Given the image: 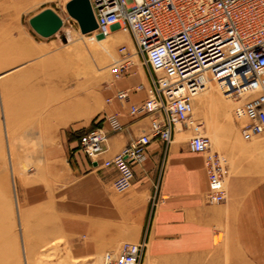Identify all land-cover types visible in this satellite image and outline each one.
I'll use <instances>...</instances> for the list:
<instances>
[{
    "label": "rangeland",
    "instance_id": "rangeland-1",
    "mask_svg": "<svg viewBox=\"0 0 264 264\" xmlns=\"http://www.w3.org/2000/svg\"><path fill=\"white\" fill-rule=\"evenodd\" d=\"M66 2L0 0L1 264H101L107 251L97 256L70 254V245L59 231L57 192L61 184L69 188L71 181L60 165L50 170L42 164L39 144L52 143L56 129L59 135H65L67 143L76 142L84 128L93 126L91 116L100 115L109 93L106 86L112 80L111 65L123 57L118 47L126 45V62L131 60L129 50L133 53V47L129 34L116 27L111 31L119 32L121 39H108L106 51L96 46L97 39L107 36L81 33L77 21L66 11ZM46 8L59 15L63 24L55 34L42 37L28 21ZM135 62L141 65L142 58ZM76 64L84 67L83 73H76ZM207 79L214 85L212 89L204 86L194 98H207L206 104L193 105L194 123L177 125L191 128L187 142L196 134L209 137L211 152L221 155L225 166V188L227 179L236 176L248 180L240 187L243 193L248 186L264 180V134L251 141L242 140L233 108L244 100L228 99L215 79ZM61 92H65L62 95L67 105L77 100L78 107L56 112ZM62 117L65 125H61ZM74 126L81 131H72ZM85 235L78 237L79 244L86 240Z\"/></svg>",
    "mask_w": 264,
    "mask_h": 264
},
{
    "label": "crops",
    "instance_id": "crops-1",
    "mask_svg": "<svg viewBox=\"0 0 264 264\" xmlns=\"http://www.w3.org/2000/svg\"><path fill=\"white\" fill-rule=\"evenodd\" d=\"M130 58L133 61L122 75L112 76L106 86L108 96L100 115L91 116V128H84L76 142L68 143L56 129L52 143L39 144L43 154L37 158L42 164L50 170L60 165L71 181L69 188L61 184L57 192L59 231L70 245V254L97 256L103 250L113 252L121 243L145 239L142 264H264V180L241 193V185L248 180L230 176L225 200L208 202L203 155L191 152L185 140L191 128L176 125L167 145L152 140L133 166L131 185L124 191L114 188L115 170L103 167V161L146 132L150 121L128 113L130 104L143 102L152 87L148 68L135 62L140 57L134 53ZM123 89L128 90L127 102L114 98ZM64 96L56 99L58 113L72 105L78 107L79 101L67 105ZM200 102L206 104L207 98L194 99L193 105L200 107ZM109 115L116 116L120 131H109ZM62 118L61 125H65ZM94 128H102L107 137L104 151L90 159L78 148L79 137ZM72 131H81V127L74 126ZM84 233L87 238L79 244L78 237Z\"/></svg>",
    "mask_w": 264,
    "mask_h": 264
},
{
    "label": "built area",
    "instance_id": "built-area-1",
    "mask_svg": "<svg viewBox=\"0 0 264 264\" xmlns=\"http://www.w3.org/2000/svg\"><path fill=\"white\" fill-rule=\"evenodd\" d=\"M89 3L97 24L94 32L106 35L107 30L116 27L128 33L134 53L149 70L152 84L148 97L128 108L132 116L149 117L148 130L102 163L103 167L115 170L116 190L124 191L131 185L133 166L142 159L152 140L167 145L177 124H193L192 97L204 88L206 75L212 76L228 97L238 99L248 94L233 110L235 119L241 120V138L250 141L264 134V0ZM118 52L123 57L111 65L114 79L122 75L129 62L126 45H120ZM114 98L127 102L128 90H117ZM106 120L110 132L122 129L116 116L109 115ZM106 137L102 128L90 130L79 137V149L94 159L104 151ZM188 148L203 155L208 202H223L227 192L221 155L211 152L210 139L204 134L193 135ZM145 247V239L123 243L116 254L105 252L101 264H142Z\"/></svg>",
    "mask_w": 264,
    "mask_h": 264
},
{
    "label": "water",
    "instance_id": "water-1",
    "mask_svg": "<svg viewBox=\"0 0 264 264\" xmlns=\"http://www.w3.org/2000/svg\"><path fill=\"white\" fill-rule=\"evenodd\" d=\"M65 8L68 15L77 21L81 33H89L97 28L89 0H68ZM28 22L31 28L42 37L55 34L63 24L61 18L49 8L33 15Z\"/></svg>",
    "mask_w": 264,
    "mask_h": 264
},
{
    "label": "bare ground",
    "instance_id": "bare-ground-1",
    "mask_svg": "<svg viewBox=\"0 0 264 264\" xmlns=\"http://www.w3.org/2000/svg\"><path fill=\"white\" fill-rule=\"evenodd\" d=\"M59 16V15H58ZM60 17V16H59ZM61 18V17H60ZM62 20V19H61ZM62 22H63V20H62ZM94 32V31H93ZM92 32V33H93ZM95 33V32H94ZM106 36H107V38H104V39H97V45L96 46H99L100 48H102L103 50H105V48L107 47V42H108V39H109V41L110 42H114V41H116V40H118V39H121V37H120V34H119V32H117V31H111V29L110 30H107V33H106ZM109 37V38H108ZM94 38V37H93ZM130 38V37H129ZM131 41V40H130ZM93 45V44H92ZM91 45V46H92ZM98 49V48H97ZM106 51V50H105ZM134 53V52H133ZM133 53H131L130 52V55H132ZM81 54V53H80ZM118 59V58H117ZM116 59V60H117ZM115 60V61H116ZM114 61V62H115ZM129 64L131 63V61H129L128 62ZM84 69V67L83 66H81V65H77L76 64V73H83V72H81L82 70ZM85 77H87V80H88V78H90V76L88 77L87 75H85ZM209 76L208 75H206L205 76V86L207 85V87H208V89H212L213 88V83L209 80V79H207ZM212 77V76H211ZM85 80V79H84ZM86 80V81H87ZM86 81H84V82H86ZM78 90V89H77ZM203 90V89H202ZM201 90V91H202ZM201 91H199L197 94H195L193 97H192V112H193V100H194V98H196L197 96H199V94L201 93ZM206 91V90H205ZM255 93H257V92H255ZM227 96V95H226ZM248 96V94L247 93H245V94H243L242 96H241V100L243 101V100H245V98ZM227 98L228 99H230V100H234V98H231V97H228L227 96ZM241 101V102H242ZM240 104V103H239ZM238 104L236 103L235 105H234V108L237 106ZM234 108H233V110H234ZM225 109H226V107H225ZM191 116H192V113H191ZM233 117H234V119H235V116L233 115ZM191 120H192V123H194V119L191 117ZM236 120V122L239 124V126H238V128H240V125H241V120H237V119H235ZM96 129V128H95ZM93 130V129H92ZM90 131V130H89ZM86 133V132H85ZM259 136H261V135H259ZM259 136H256L255 138H257V137H259ZM241 137V136H240ZM255 138H253V139H255ZM242 139V138H241ZM252 139V140H253ZM243 140V139H242ZM251 141V140H250ZM210 146H211V142H210ZM78 148H79V146H78ZM102 262V261H101ZM1 264V263H0Z\"/></svg>",
    "mask_w": 264,
    "mask_h": 264
}]
</instances>
